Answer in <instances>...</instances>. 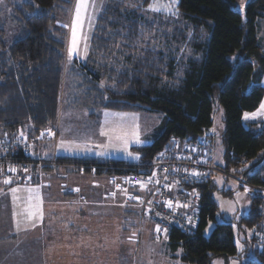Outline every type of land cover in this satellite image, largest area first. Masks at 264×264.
<instances>
[{"label": "trees", "instance_id": "1", "mask_svg": "<svg viewBox=\"0 0 264 264\" xmlns=\"http://www.w3.org/2000/svg\"><path fill=\"white\" fill-rule=\"evenodd\" d=\"M104 1L87 60L74 61L71 66L65 58L67 29L55 14L67 11L72 0H28L10 9L13 28L1 25L0 139L24 138L32 158L30 181H13L5 188L33 185V175L48 170L53 173L61 166L107 177L122 195L118 204L125 213L123 226L132 225L133 259L137 260L132 264L148 262L147 247L155 252L165 249L172 256L180 250L183 264H213L218 258L228 264L236 257L241 264H264V247L259 242L264 236V193L245 191L251 208L238 222V229L254 233L244 242L242 253L230 223L217 224L205 235L219 212L212 198L218 190L216 178L238 186L227 176L235 172L264 188V133L259 136L258 132L264 121L247 126L243 121L264 99V48L259 32L264 23V0H248L244 16L235 8L237 0H178L174 8L159 12L151 9L158 0ZM167 10L168 20L163 21L161 14ZM164 29L163 44L156 42V35L146 37ZM157 45L160 49L153 50ZM73 105L161 115L163 119L153 143L138 149V165L53 159L57 143L33 139L43 129H58L62 108ZM218 109L224 114V153L219 164L216 152L215 162L225 174L212 172L206 181L184 188L187 199L201 197L194 207L181 211L196 216L187 230L172 224L169 231H157L144 213L147 209L135 201L127 203V198L148 197L149 190L139 184L154 171L149 168L156 157L178 155L186 146L194 150L198 140L212 139ZM197 156L207 159V153L198 150L186 158L195 161ZM147 232L152 241L142 244ZM250 252L256 259L243 262Z\"/></svg>", "mask_w": 264, "mask_h": 264}, {"label": "rangeland", "instance_id": "2", "mask_svg": "<svg viewBox=\"0 0 264 264\" xmlns=\"http://www.w3.org/2000/svg\"><path fill=\"white\" fill-rule=\"evenodd\" d=\"M28 0H0V30L4 29V26L13 28L10 18L11 11L15 6H19L23 2ZM79 0H72L71 7L63 12L56 13L58 21L64 25L67 29V48L65 53L66 64L71 66L74 61L83 63L87 60L89 55L90 43L94 33L95 25L102 11L104 0H87L88 7L82 12V24L77 27L76 37V51L69 55V50L72 46V27L73 22L76 19V6ZM248 0H237L235 6L244 16V9ZM161 9H171L178 4H168L166 2L156 1ZM168 14L170 10H167L165 14H161L163 21L168 20ZM152 17H149L151 19ZM4 25V26H1ZM163 30V29H162ZM152 31V35L146 37H153L156 35V42L163 44V34L166 33V29ZM169 31H173V28H169ZM260 38L264 44V23L260 29ZM153 42V41H152ZM145 47V46H143ZM160 46H152L153 50H159ZM85 48L87 49L85 53ZM163 46L161 45V49ZM264 84V80H263ZM264 104V99L258 108V116L262 118L264 111L261 110V105ZM108 114L107 116L105 114ZM256 112L247 114L248 118L244 122L247 126L250 123V118H256ZM246 115V114H245ZM163 116L151 115L146 113L136 112H122L109 109H99L85 107L84 105H78L77 107L65 106L61 110L59 118V139L57 140V147L65 154H83L82 156L94 159L101 163L118 161L125 162L131 165H138L140 163V153L138 149L149 146L153 143L155 136L158 134V130L162 124ZM123 126L127 135V144L124 141L113 138L109 141L107 136L101 135V131L108 132L110 135H117L112 130ZM138 133L139 143L136 142L132 133ZM225 132L224 114L221 109H218L214 117V128L212 134L215 139H219ZM60 151L59 154H60ZM224 149L220 142H217V163H222V155ZM79 156V155H78ZM59 168V167H58ZM45 171L43 175L47 173V176L51 178L57 184H54L53 191L58 193L56 196L47 195L43 190L39 195V201L36 196L39 193L30 187L34 186H14L10 190L4 193V196L0 199V264H128L129 259L122 260L121 255H118L116 259L112 258V255L107 252L105 238L117 236V239L122 237V220L125 213L123 212L122 205L118 204L122 198L119 192H116L109 183L107 177H96V196L93 190L88 196V199H96V242H91L83 247V251L77 249L78 259H75L69 250H67V240L74 241L70 237L68 229L70 225L66 223V220H55L59 215H50L55 210L71 212L70 217L75 218L76 214H73L77 208L81 209L82 205L74 204L72 206L62 205L57 206L55 199L58 202L69 203L74 202V199L65 198L64 192L70 188V183L63 182L61 180L67 179L66 170L62 171ZM68 169H72L68 167ZM50 172V173H49ZM92 175H90L91 177ZM85 177H88L86 174ZM53 178V179H52ZM61 178V179H59ZM80 178H74L73 183L77 182ZM119 182L116 177L113 179ZM218 190H216L212 198L219 208V212L214 222H210L205 229V235L209 236L217 224L230 223L234 228L235 243L238 248V252L242 253L245 249L244 242L249 240L254 233L253 230L245 228L240 232L238 229V222L244 216H248L251 208V198L243 190H239L232 181H226L223 178H216ZM44 180L40 182V188L44 187ZM64 184V185H63ZM63 186V189L57 187ZM36 188V187H35ZM66 188V189H65ZM13 189L17 191L14 193ZM29 189H32L31 193ZM88 190V188H86ZM225 190L229 194H225L220 190ZM89 193V190H88ZM31 197V200L29 199ZM53 199V201H52ZM50 201V202H49ZM47 202V203H46ZM53 204H49V203ZM89 203V201L87 202ZM39 204L40 211H42L43 219L39 218V213L32 219L28 218L27 211H36V206ZM120 205V206H118ZM61 207V208H59ZM27 210V211H26ZM94 215L95 212H89ZM123 215V216H122ZM129 217H126L127 219ZM121 226V228H120ZM64 228L68 231L63 236L66 238L65 243L60 249L61 241L59 234ZM72 233V232H71ZM102 240V242H99ZM70 244L69 246H71ZM163 244H161L162 246ZM91 247V248H89ZM161 249V247H160ZM159 249V250H160ZM51 252L53 257L48 252ZM119 251H117L118 253ZM153 252V253H152ZM121 253V252H120ZM147 256H151L148 262L149 264H183L180 260L181 251H177L173 254H167L166 250L155 252L151 247H147L145 251ZM58 256L61 258L58 259ZM245 256L244 253L242 257ZM96 257L94 260L93 258ZM256 257L253 252H250L247 256L243 257V262L254 260ZM128 260V261H127ZM133 261H137L133 259ZM128 262V263H126ZM145 264V263H144ZM213 264H226L224 259L218 258L214 260ZM228 264H241L240 258L236 257L229 261Z\"/></svg>", "mask_w": 264, "mask_h": 264}, {"label": "built area", "instance_id": "3", "mask_svg": "<svg viewBox=\"0 0 264 264\" xmlns=\"http://www.w3.org/2000/svg\"><path fill=\"white\" fill-rule=\"evenodd\" d=\"M258 132L259 136L264 133V123L261 124ZM58 135V129L46 128L33 141L57 143ZM184 148L178 155L166 158L156 157L149 168V170L153 168L154 171L144 176L141 179V183L140 180H137L141 188L149 190L146 199L136 195L127 198V203L135 201L143 210L147 209L144 212L147 213V218L152 220L161 231H169L172 224L187 230L195 222L196 216L191 213L187 215L181 213V211L187 207H194L201 197L196 196L195 198L187 199V193L184 188L187 185L206 181L212 172L220 174L224 172L215 162L216 144L213 138L198 140L194 150H189L187 146ZM196 150L205 151L207 159L205 161L201 160V156H197L195 161L186 158L188 155H194ZM30 154L31 151L24 138L19 137L12 141L0 139L1 186L9 185L13 181L18 184L30 181V176H28L32 161ZM10 169L15 171H10ZM193 173H196V175H193ZM227 176L241 187L243 191L252 194L264 193L263 187L250 183L242 175L232 172ZM5 180H10L11 183L5 184ZM184 205L187 206L185 207ZM259 242L264 247V236L260 238Z\"/></svg>", "mask_w": 264, "mask_h": 264}, {"label": "crops", "instance_id": "4", "mask_svg": "<svg viewBox=\"0 0 264 264\" xmlns=\"http://www.w3.org/2000/svg\"><path fill=\"white\" fill-rule=\"evenodd\" d=\"M263 41H264V38H263ZM262 45L264 48L263 42H262ZM263 86H264V84H263ZM254 112H256L255 115H249V116H256V118H250L249 119L250 123L264 121V114H262V118H261L258 116V109ZM243 121L244 122L246 121L245 115H244ZM248 124H249V122H248ZM213 128H214V126H213ZM58 130H59V126H58ZM224 134H225V132H223V134L221 135V137L219 139H215L214 135L211 133L213 141L216 144V152H217V142L219 141L221 144V142H222L221 140L223 139ZM58 151H60V150L57 147V149L55 150L56 153L54 152V156L52 155L53 159H55V158L89 159L88 157L82 156L83 154H80V153L79 154H65L64 151H62V152L60 151V154H59ZM38 155H40V154H38ZM34 156H36V154ZM37 159H39V158H37ZM62 170H66L65 172H66L68 178L64 179L63 181L61 180L60 181L61 185L63 182L70 183V188H68V191L64 192V196H65V198H68L70 200L74 199V202L62 203V202H58L57 199L53 198L56 201L55 204L57 206L62 207V205L72 206L76 203L77 204L80 203L82 205V208L81 209L77 208V210L73 213V214H76V217L71 218V219H69L71 212H66L64 210L63 211L55 210L54 212L50 213V215H54V216L59 215L55 218V220H62V221L66 220L65 222L70 225V228L68 230L72 232V233L70 232V237L74 241L67 240V250L70 251L71 255L75 259L79 260L78 256H77V254H78L77 249L83 251V247L85 245H88L91 242H93V243L96 242V199L95 198L94 199H88V196H90V193L92 190L95 192V193H93V195L96 196V177L94 175H92L91 177H90V175H88V177H85L86 173L83 174L80 172L79 169H76V168L68 169L67 166H61L58 168L57 171L59 172ZM36 174L33 175L36 178L35 183L33 185H26V186H34V187H30V188L37 190L39 192L38 195H41V192L43 190L44 193L47 192V195L56 196L58 194V193H55V192H57V190L56 191H53V190L55 188L54 184H57V183L54 181V179L52 178L53 181H51V178H49L47 176V173L45 175H43V179H42V175H41L42 173H36ZM78 177L80 179L77 180V182L73 183L74 182L73 179L78 178ZM59 179H61V178H59ZM42 180H44L43 189L40 188V182ZM5 187L6 186L0 185V199L4 196V193H6L10 190L9 187L8 188H5ZM57 188L63 189V186H59ZM86 188H88L89 193H88V190ZM53 199H52V201H53ZM88 201H89V203H87ZM49 204H53V203L51 202ZM61 207H59V208H61ZM89 212H95V214L91 215ZM131 228H132V225H130V224L126 227L123 226L122 231H121V234L123 236L120 237L119 239H117V236L105 238V244H106L107 252L112 255V258L116 259L118 257V255H121L122 260H125V257L129 259V263L126 262L128 264H132V259H133V254H134V252H133L134 247L132 244L135 243L134 242L135 238H133L132 234L130 235ZM65 232L68 235V231H66L64 228H62L61 232L59 233V234H61L60 241L62 243L60 246V249H62V246L66 241V238L63 236V234ZM148 232L144 236V239H142L143 240L142 244H146V243L148 244L150 241H152V239H150L151 237H150V234ZM99 242H102V240H100ZM70 244H72V245L69 246ZM89 248H91V247H89ZM143 248H144V246L142 247V250H143ZM117 251H119V252L117 253ZM51 252L52 251L48 252V254L50 255ZM51 255L53 257L57 256V255H53V254H51ZM95 258L96 257H94L93 260ZM58 259L60 260V263H61L60 256H58ZM147 263L148 262L146 261L145 264H147ZM61 264H66V263H61Z\"/></svg>", "mask_w": 264, "mask_h": 264}, {"label": "snow or ice", "instance_id": "5", "mask_svg": "<svg viewBox=\"0 0 264 264\" xmlns=\"http://www.w3.org/2000/svg\"><path fill=\"white\" fill-rule=\"evenodd\" d=\"M173 3H176V0H173ZM87 7H88L87 0H79L78 4L76 6V13H75L76 19L73 22V27H72V46H71V48L69 50L70 57L76 51L77 27L80 24H82V12L85 11L87 9ZM151 9H152V11L159 12L161 10V6H159L157 3H153V5H151ZM86 51H87V49L85 48V53H86ZM261 110L264 111V104L261 105ZM105 115L107 116L108 114L106 113ZM245 118L246 119L248 118L247 114L245 115ZM112 131L114 133H119V134L113 136V135H110L108 132L101 131V135L107 136L108 139H109V141H111L113 138H115L117 140L124 141L125 144H127V135L128 134L124 131L122 125L121 126H118V128H114ZM132 136H134L136 142L139 143L138 133L133 132L132 133ZM10 171H15V170L14 169H10ZM193 175H196V173H193ZM4 183L5 184H9V183H11V181L10 180H5ZM16 191H17L16 189H13V192L14 193ZM32 191H34V190L29 189V192L30 193ZM29 199L31 200V197ZM36 199H37V201H39V199H40L38 193H37ZM184 206L186 207L187 205H184ZM37 213H39V218L42 220L43 219V214H42V211H40L39 204H37L36 211L35 212H33V211H27L28 218L29 219H32L34 216L37 215ZM157 231H159V228H157Z\"/></svg>", "mask_w": 264, "mask_h": 264}, {"label": "water", "instance_id": "6", "mask_svg": "<svg viewBox=\"0 0 264 264\" xmlns=\"http://www.w3.org/2000/svg\"><path fill=\"white\" fill-rule=\"evenodd\" d=\"M263 159H264V157L261 159V161H263ZM261 161H260V162H261Z\"/></svg>", "mask_w": 264, "mask_h": 264}]
</instances>
